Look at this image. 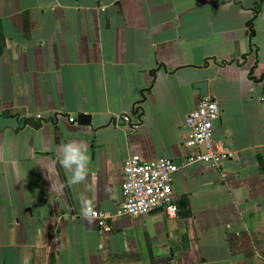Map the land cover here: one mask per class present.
I'll return each instance as SVG.
<instances>
[{
  "label": "crops",
  "instance_id": "1",
  "mask_svg": "<svg viewBox=\"0 0 264 264\" xmlns=\"http://www.w3.org/2000/svg\"><path fill=\"white\" fill-rule=\"evenodd\" d=\"M260 2L0 0V264H264ZM206 74L220 108L214 137L230 153L219 168L186 160ZM81 112L90 125L70 121ZM66 144L89 157L70 186ZM132 154L179 164L175 218L117 215ZM89 205L110 215V231Z\"/></svg>",
  "mask_w": 264,
  "mask_h": 264
},
{
  "label": "built area",
  "instance_id": "2",
  "mask_svg": "<svg viewBox=\"0 0 264 264\" xmlns=\"http://www.w3.org/2000/svg\"><path fill=\"white\" fill-rule=\"evenodd\" d=\"M102 10L104 8H101ZM220 116V108L215 98L203 97L198 106L187 117V148L190 150L186 158L187 163H206L211 168H219L224 160L229 158V151L215 140L214 129ZM45 116H38L41 119ZM120 119L130 121L129 116ZM70 118V121H75ZM122 203L117 215L142 216L150 210L160 208L168 217L175 218L178 214V202L176 200L173 182L174 175L179 169L170 157H160L152 161H144L138 154L130 155L122 168ZM92 208L95 218L99 220L105 231H110L108 223L110 215L95 208L87 206L86 215Z\"/></svg>",
  "mask_w": 264,
  "mask_h": 264
},
{
  "label": "water",
  "instance_id": "3",
  "mask_svg": "<svg viewBox=\"0 0 264 264\" xmlns=\"http://www.w3.org/2000/svg\"><path fill=\"white\" fill-rule=\"evenodd\" d=\"M264 0H261V4L263 3ZM251 34L252 36L255 35V29L251 28ZM218 63V62H216ZM228 63L227 61L225 62H220L218 64H225ZM208 68V66L206 67ZM205 68V69H206ZM156 70H153L151 72V74H155ZM210 74H206V78H199V80L195 83V87L199 88L201 91V95L202 97H206L209 96V84H210V78H209ZM214 78V75L212 76ZM59 114H52L49 116H45L41 119H37L35 116H25L20 118L18 121L20 122L19 124V128H25L27 125L34 128V129H40L43 127L44 124H48V123H55L56 120L58 119ZM76 121L78 122V124L80 125H90L91 124V115L87 114L85 112H81L78 114V117L76 119Z\"/></svg>",
  "mask_w": 264,
  "mask_h": 264
},
{
  "label": "clouds",
  "instance_id": "4",
  "mask_svg": "<svg viewBox=\"0 0 264 264\" xmlns=\"http://www.w3.org/2000/svg\"><path fill=\"white\" fill-rule=\"evenodd\" d=\"M61 152H62V155L59 158V162L62 167L67 168L70 162L77 164L75 176L73 177L72 180L68 181V184L70 186L72 183L82 180L84 178L86 174L85 160L87 159L89 161V157L86 158L84 154L80 151L79 146L76 144L63 145ZM55 163H56V160L55 159L52 160L51 166L48 168V173L58 176L59 172L55 168ZM56 187L57 186L53 184L52 188L55 189ZM62 187L63 185H61V187L58 190L62 191ZM88 216L89 217L94 216V212L92 208L89 209Z\"/></svg>",
  "mask_w": 264,
  "mask_h": 264
}]
</instances>
